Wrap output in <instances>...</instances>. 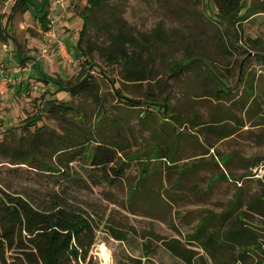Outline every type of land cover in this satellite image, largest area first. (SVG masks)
I'll use <instances>...</instances> for the list:
<instances>
[{
	"label": "rangeland",
	"instance_id": "1",
	"mask_svg": "<svg viewBox=\"0 0 264 264\" xmlns=\"http://www.w3.org/2000/svg\"><path fill=\"white\" fill-rule=\"evenodd\" d=\"M12 1L0 0L1 39L12 48L6 53L0 50V73L11 79L8 92L0 96V195L26 194L44 203L58 198L85 210L97 224L87 258L91 264H136L135 260L186 264L160 240L184 241L208 212L220 216L236 198L242 208L234 216L246 210L247 224L264 223L246 209L264 195V15L250 16L232 27L214 16L209 0H110L105 11L95 10L86 33V40L96 48L90 55L95 66L90 67L84 58H61L40 33L32 10L11 14ZM85 5L86 0L72 2L71 20L57 17L49 5L54 28L74 57ZM113 19L137 38L130 51L142 65L151 67L147 80H128L124 65L109 62L107 52L112 46L103 23ZM185 48L206 62L209 73L203 65L192 64L180 76H170L175 61L188 59ZM83 69L94 75L99 87L98 103L88 97L74 98L85 111L86 127L93 128L96 140L131 158L114 184L94 181L83 160L67 163L56 151V141L46 140L64 127L60 120L43 115L23 128L24 119L38 113L45 92V98H69L54 80L74 82ZM101 72L125 97L167 99L171 117L155 110L145 112L146 104L131 107L120 102ZM7 127L17 128L8 131ZM39 137L45 144L37 150L33 143ZM24 145L34 158L15 163L13 151ZM156 147L174 161L151 158ZM225 156H230L225 164H216ZM44 162L58 164V170H45ZM143 167L147 174L141 179ZM249 171L254 175L244 176ZM222 174L229 178L221 179ZM218 221L211 219L208 228ZM108 227L126 231L127 239H114ZM101 246L109 252L107 260ZM187 247L196 253L193 264H230L238 251L225 246L211 258L196 245ZM2 252L0 264H24L12 250Z\"/></svg>",
	"mask_w": 264,
	"mask_h": 264
},
{
	"label": "trees",
	"instance_id": "2",
	"mask_svg": "<svg viewBox=\"0 0 264 264\" xmlns=\"http://www.w3.org/2000/svg\"><path fill=\"white\" fill-rule=\"evenodd\" d=\"M110 0H86L85 10L82 13V28L79 32V39L76 43L75 59L84 58L83 63L95 66L91 63V53L96 50L90 41L86 40V33L91 24L95 10L105 11ZM199 2L203 0H198ZM49 0H15L11 7V14L25 13L32 10L33 17L41 29H46L49 15ZM211 5V6H210ZM31 8V9H30ZM208 8L214 11V16L223 20L228 26L240 25L253 15H264V0H209ZM107 40L110 41L112 49L108 51L109 62H119L128 70L127 79L144 81L150 78L151 67L146 63H140V57L134 56L130 47H136V37L132 32L125 30L118 19L110 23H103ZM0 33L2 31L0 30ZM86 42V43H85ZM71 49V48H70ZM98 50L105 51L104 47ZM188 59L174 62L171 66L170 76L178 77L190 65H203L209 73L210 69L200 56H192L185 48ZM72 53V52H71ZM102 76L107 75L101 72ZM211 73V72H210ZM56 79V78H54ZM109 83L114 87L115 82L108 78ZM223 86V82L217 80ZM58 90H64L68 99L64 101L54 98H45V93L39 99L38 113L31 118L24 119L23 128L27 127L32 119L38 122L43 115L49 118L60 120L64 127L60 132L54 131L53 137L46 140L55 142L60 154L66 158V162H72L77 158L83 160L89 167V175L114 184L123 171V166L131 160L126 153H120L119 149L110 146L108 143L96 140L94 130L86 127L85 111L74 102V98L88 97L95 103L99 100V87L94 80V75L84 69L79 73L74 82H65L62 79L54 80ZM223 89H219V92ZM116 97L127 106L134 107L138 104H146V111L155 110L163 117H171L170 107L167 99L160 101L154 99L134 100L125 97L120 89L114 87ZM56 91L50 94H55ZM179 121L180 119H176ZM172 124V123H168ZM173 125V124H172ZM174 128L175 125H173ZM17 128V127H11ZM11 128L7 127L6 130ZM43 128H45L43 126ZM43 128H39L43 129ZM12 130V129H11ZM37 130V131H38ZM48 130V129H47ZM178 134H182L178 129ZM39 140V142H38ZM34 146L39 150L40 145L45 144V139H37ZM32 144V146H33ZM16 148L12 161L15 163H26L33 160V152L27 145ZM123 151V150H122ZM166 158L167 162H173V157L166 156L162 149L156 147L151 155L153 159ZM230 156L218 158L216 164H225ZM43 167L47 171L56 172L58 164L44 162ZM104 169V170H103ZM191 169V167H190ZM147 171L143 167L140 178L146 177ZM249 171L244 176H252ZM221 179H228V174L220 175ZM74 179V178H73ZM261 180V179H260ZM264 182V181H262ZM242 208L238 198L229 205L228 210L222 215L208 212L197 225L196 229L181 239H161L162 246L173 256L179 258L186 264H193L195 252L187 245H196L204 250L211 258L223 247L238 250L230 264H264V223L253 226L247 224L243 217L247 211L234 216V213ZM246 209L253 211L264 222V195L252 204H247ZM218 218L217 225L209 229V221ZM259 227V228H258ZM225 228L224 231L222 229ZM97 224L93 217L82 208L75 207L66 201L53 198L51 203L38 202L29 195H19L2 192L0 195V259L4 261V248L12 250L13 256L23 261L24 264H91L87 262L89 252L95 243ZM111 236L119 241L127 239L126 231L108 227ZM101 255L107 260L108 250L100 247ZM147 257V253H144ZM90 260V259H89ZM133 261V260H132ZM141 264L140 260H135ZM121 264H134L125 263Z\"/></svg>",
	"mask_w": 264,
	"mask_h": 264
},
{
	"label": "built area",
	"instance_id": "3",
	"mask_svg": "<svg viewBox=\"0 0 264 264\" xmlns=\"http://www.w3.org/2000/svg\"><path fill=\"white\" fill-rule=\"evenodd\" d=\"M12 1V0H10ZM15 1V0H14ZM74 0H49L50 7L57 9L60 14H64L69 6ZM13 2V1H12ZM40 33L43 37L50 43V46H54L57 54L64 60H71L72 53L71 49L66 45V43L59 37L54 28L53 20L49 17L46 29L40 28ZM0 50L4 53L10 52L12 50L10 42H3L0 34ZM46 52V48L43 49V54ZM11 84V79L4 73H0V96L5 95L8 92L9 86Z\"/></svg>",
	"mask_w": 264,
	"mask_h": 264
},
{
	"label": "crops",
	"instance_id": "4",
	"mask_svg": "<svg viewBox=\"0 0 264 264\" xmlns=\"http://www.w3.org/2000/svg\"><path fill=\"white\" fill-rule=\"evenodd\" d=\"M73 10H72V4L69 6V8L67 9V11L64 13V14H60V12L56 9V12H55V14H56V16L57 17H60L61 16V18H65V19H67V20H71L72 18H73V16L74 15H70V13L72 12ZM48 17H49V15H48Z\"/></svg>",
	"mask_w": 264,
	"mask_h": 264
}]
</instances>
